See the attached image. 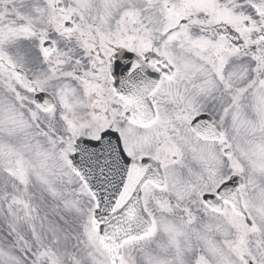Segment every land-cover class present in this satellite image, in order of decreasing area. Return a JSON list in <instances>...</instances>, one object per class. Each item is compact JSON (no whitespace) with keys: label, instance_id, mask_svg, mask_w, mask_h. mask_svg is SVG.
I'll return each instance as SVG.
<instances>
[{"label":"snow or ice","instance_id":"obj_1","mask_svg":"<svg viewBox=\"0 0 264 264\" xmlns=\"http://www.w3.org/2000/svg\"><path fill=\"white\" fill-rule=\"evenodd\" d=\"M0 264H264V0H0Z\"/></svg>","mask_w":264,"mask_h":264}]
</instances>
